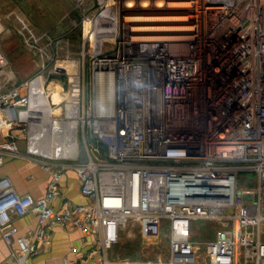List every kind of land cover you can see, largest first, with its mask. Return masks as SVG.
<instances>
[{
  "label": "built area",
  "instance_id": "2783aa9c",
  "mask_svg": "<svg viewBox=\"0 0 264 264\" xmlns=\"http://www.w3.org/2000/svg\"><path fill=\"white\" fill-rule=\"evenodd\" d=\"M71 1L80 52L56 71L68 77L60 119L70 106L77 112L75 150L50 157L75 163L62 164L39 197L0 176V235L17 245L10 256L28 264L60 226L92 237L86 254L65 256L66 264H264V0ZM140 16L181 19H133ZM141 24L178 28L142 33ZM7 65L0 49V110L11 117L12 107L31 103L21 91L30 81L4 89ZM0 148L18 151L11 140ZM70 166L90 201L57 209ZM240 172H254L255 184L239 188ZM180 173L195 178L184 201L166 197L167 178ZM29 212L37 224L18 235L14 218ZM130 220L149 237L168 227L166 261L108 257ZM204 221L217 227L198 240Z\"/></svg>",
  "mask_w": 264,
  "mask_h": 264
},
{
  "label": "crops",
  "instance_id": "0c3cea01",
  "mask_svg": "<svg viewBox=\"0 0 264 264\" xmlns=\"http://www.w3.org/2000/svg\"><path fill=\"white\" fill-rule=\"evenodd\" d=\"M68 2L73 5L71 0H0V49L8 58L5 73L10 76L4 81L3 88L30 81L26 89L31 97L29 105L15 106V115L11 117L0 110V145L11 140L18 148L16 152L0 148V176L9 177L19 194L43 195L52 174L61 170L62 164L75 163L70 159H61L68 163L50 159L53 155L69 156L74 153L75 149L67 153L63 146L57 150L52 148L51 157L44 155L50 158L42 160L34 150L37 144L33 143L32 132L34 127L42 126L47 120L41 97L48 95L49 87L57 86L53 79L66 76L56 71L57 63L75 56L72 36H68L67 28L64 31L59 27L61 23L66 25L64 21L73 12L74 6L68 8ZM75 21L72 19L73 23ZM68 67L73 70L72 61ZM49 105L53 106V103ZM84 159L82 155L80 160ZM60 186L61 194L52 202L55 208L60 209L64 201L70 204L90 201L80 192V179L74 166L62 170ZM14 222L18 235H25L36 226L37 216L29 212L15 217ZM91 239L87 232L56 226L51 232L50 245L42 246L28 264H66L65 256L77 262L90 248ZM16 247V243L9 247L0 235V264H18L10 256L11 250Z\"/></svg>",
  "mask_w": 264,
  "mask_h": 264
},
{
  "label": "rangeland",
  "instance_id": "374dc122",
  "mask_svg": "<svg viewBox=\"0 0 264 264\" xmlns=\"http://www.w3.org/2000/svg\"><path fill=\"white\" fill-rule=\"evenodd\" d=\"M71 2H68V8L72 9ZM72 19L78 20L79 14L75 11L73 7V12H71L69 18L64 21L66 25L59 26L60 29L64 28V31L68 30V36H72L73 39V49L74 52L79 54L81 47V27H75ZM74 68V67H73ZM58 79H53L54 83L57 84L53 87H49V93L47 96L41 97L43 100V114L46 116V122L42 123V126L33 128V143L37 144L34 150L38 153V157L42 160H48L46 156H50L52 152V138L59 140L62 144L63 149L68 152H72L75 148L71 143H67L66 137L68 133H65L70 128V120L74 117L73 107L70 106L68 109L69 119H60L62 116V104L61 101L64 96V91H66L68 77L60 76ZM56 86V89H55ZM64 88H63V87ZM55 89V90H53ZM52 90V91H51ZM22 93H26V87L22 88ZM48 97V98H47ZM49 101V102H48ZM53 103V106L49 105ZM45 119V118H44ZM53 129L58 132H62L64 135L56 136L53 135ZM53 135V136H52ZM66 136V137H65ZM46 155V156H44ZM51 160H55L50 158ZM60 161L68 163L65 160ZM74 162V161H73ZM256 182V174L254 172H240L237 175V186L240 188L245 185H254ZM152 207L154 209H160L162 207L161 203H153ZM235 210H233L234 212ZM198 230H196V239L206 240L211 239L214 236L217 224L213 221L198 222ZM169 256L168 253V227L162 230L158 237H149L145 235L141 230V223L129 221L127 226L122 230L119 241L114 245L112 249L108 251V257L111 260H121L129 259L131 261H142V262H156L158 259L166 261Z\"/></svg>",
  "mask_w": 264,
  "mask_h": 264
},
{
  "label": "bare ground",
  "instance_id": "6f19581e",
  "mask_svg": "<svg viewBox=\"0 0 264 264\" xmlns=\"http://www.w3.org/2000/svg\"><path fill=\"white\" fill-rule=\"evenodd\" d=\"M134 20H139V21H154V20H178V19H181L180 17H175V16H171V17H146V16H140V17H135L133 18ZM178 27L177 26H173V25H163V26H159V25H149V24H141V25H137L135 27V29L137 30H140L142 31V33H146V32H149V31H152V30H161V29H177ZM62 101V100H61ZM74 114V119L70 120V128L67 132L65 133H68V137L66 142L67 143H71L74 147V143L72 142V135H73V131L75 130L76 126H77V112H76V109L73 107V112ZM56 135V136H60L61 134H63L62 132H58L57 130H54L53 129V135ZM52 135V136H53ZM52 148L57 150L59 148H62V144L59 143V140H56L54 138H52ZM53 155V153H52ZM54 156V155H53ZM54 157H62L61 155H57V156H54ZM108 201L110 203L114 202V201H117L116 199H113V198H110L108 199Z\"/></svg>",
  "mask_w": 264,
  "mask_h": 264
},
{
  "label": "water",
  "instance_id": "95a60500",
  "mask_svg": "<svg viewBox=\"0 0 264 264\" xmlns=\"http://www.w3.org/2000/svg\"><path fill=\"white\" fill-rule=\"evenodd\" d=\"M13 114H15V108H11ZM168 191L167 198H175L178 201H184L192 197L193 189L190 187L191 183L195 181V178L187 174H174L167 178Z\"/></svg>",
  "mask_w": 264,
  "mask_h": 264
}]
</instances>
